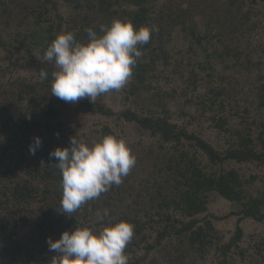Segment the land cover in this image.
Listing matches in <instances>:
<instances>
[{
    "label": "trees",
    "instance_id": "16d2710c",
    "mask_svg": "<svg viewBox=\"0 0 264 264\" xmlns=\"http://www.w3.org/2000/svg\"><path fill=\"white\" fill-rule=\"evenodd\" d=\"M21 1L0 0V50L7 55L0 62V264H55L48 238L55 241L66 230L99 229L119 221L134 225L125 249L128 264H195L210 254L214 264H264V234H251L253 243L241 245L245 220L264 223V116L249 120L245 107L246 117L239 110L231 113L242 118L232 126L225 112L230 92L214 77L216 64L235 72L245 69L246 78L256 68V95L250 102L258 101L257 109L264 106V9L256 6L264 0H64L68 15L60 11L58 0H31L34 7L22 17L25 33L5 36L2 23ZM198 12L203 14L202 27L195 19ZM116 19L130 20L136 29L158 27L147 44L138 46L142 55L122 89L125 100L142 107L115 111L97 100L69 103L51 95V74L57 69L44 56L54 39L72 32L77 41L87 42L85 29L102 35L100 26ZM175 30L184 34L178 41L188 43L172 51L169 41ZM198 68L208 71L206 84ZM42 69L48 73L45 80L39 76ZM179 79L183 86L178 91L171 82L179 85ZM179 96H187L185 103L195 109L173 110L170 105ZM83 113L127 121L151 143L138 146L136 163L120 185L69 217L58 211L62 176L49 153L70 146L73 136L87 143L79 130ZM172 113L190 116L188 123L211 121L217 133L228 135L227 146L172 120ZM109 134L121 139L104 123L90 145ZM37 136L42 145L32 155L29 145ZM242 164L259 169L248 174ZM215 198H223L232 209L210 211ZM104 209L109 214L98 221L95 213ZM230 216H237L235 229L224 239L216 221Z\"/></svg>",
    "mask_w": 264,
    "mask_h": 264
},
{
    "label": "clouds",
    "instance_id": "9594fccd",
    "mask_svg": "<svg viewBox=\"0 0 264 264\" xmlns=\"http://www.w3.org/2000/svg\"><path fill=\"white\" fill-rule=\"evenodd\" d=\"M87 42L76 40L74 33L59 34L47 48L44 59L54 61L58 70L52 72L51 95L62 101L77 103L87 98L95 103L98 97L121 90L132 77L133 67L142 52L138 46L147 44L156 25L134 28L130 20H113L100 26L102 35L85 29ZM40 79L48 78L41 70ZM39 136L29 145L35 155L41 147ZM55 158L62 176V199L59 212L71 217L86 202L98 198L112 185H120L136 158L125 140L106 135L89 145L76 136L70 146L57 147L49 153ZM108 210H97L98 221ZM134 235V225L126 221L96 227H76L64 231L60 238H48L49 251L57 257L55 264H128L125 249Z\"/></svg>",
    "mask_w": 264,
    "mask_h": 264
},
{
    "label": "rangeland",
    "instance_id": "374dc122",
    "mask_svg": "<svg viewBox=\"0 0 264 264\" xmlns=\"http://www.w3.org/2000/svg\"><path fill=\"white\" fill-rule=\"evenodd\" d=\"M29 1L31 0H24L21 2H17L13 4V11L12 15L10 17L5 18L4 22L2 23V27L4 29V35L8 34H16L17 31L21 30L23 34L26 31V22L22 20V17L26 10H29L30 8L34 7L32 5H29ZM36 4L40 2V0H33ZM212 1V0H208ZM218 1L220 4L221 2L225 0H215ZM35 4V6H36ZM59 9L60 11L68 15L70 9L67 7L66 2L64 0H58ZM260 9H264V5L262 6V3L260 5H256ZM202 12H198L195 14V19L200 21L202 17ZM262 21L264 22V16H260ZM201 24V27L203 26V21L199 22ZM184 34L181 33L179 30H175L172 33V37L169 41V47H171L172 51H176L180 49L182 46L185 47L187 45V41H182L180 38V42L178 41L179 37H182ZM168 40V36H166ZM251 39L254 41L257 39L255 35L251 36ZM262 39H264V34L262 35ZM41 56H38V58ZM7 55L3 53L0 50V62H6ZM217 69L215 72V82L220 84V86H225L228 88L230 92V96H227L226 101H230V104L226 107V113H229L231 118V125H237L240 124L242 121L241 116L239 115H232L234 111L239 110L242 114V116H247L245 112L243 111L245 107H248L250 109V114L248 115V119L250 120L254 115L257 116H264V106L260 107V109H257L256 106L258 105V101L255 100V103L252 104L250 101H252V98L256 95V84L257 82L254 81V76L256 75V68L253 69V75L252 77L246 78L247 70H239L236 72L233 69H226L224 68V64H216ZM162 67V65L160 66ZM172 66H169L168 72ZM57 69V67H56ZM58 70V69H57ZM201 75L203 84H206V81L208 80V71L197 69ZM23 74V72L21 73ZM26 74V73H25ZM255 74V75H254ZM172 74L170 73V76ZM252 79V81H251ZM158 82V81H156ZM155 82V84H156ZM160 82L165 84V79L162 77ZM175 84V85H174ZM177 85L174 81L171 82L172 86H177L178 91L181 89L182 81L179 79ZM184 84V83H183ZM203 84L200 87V90L204 92ZM168 83V86H171ZM181 85V87H180ZM123 89V88H122ZM122 89L119 91H111L109 93H105L102 96L97 98V101L106 104L109 107H112L115 111H120L122 109H125L129 106H131L133 109L141 108L142 105L137 102V104H133L131 101H127L124 98V94L122 93ZM247 97L249 100H247ZM187 96H179L175 101L171 103V107L174 109H179L182 106H185L186 109L189 111H193L195 109L194 104H186ZM254 100V99H253ZM186 104V105H185ZM231 105V106H230ZM172 120L178 121L180 123H187L190 129H194L196 132H199L204 134V136L208 139H211L213 143L220 142V145L222 147H226L224 138L226 135L224 133H217L218 129L214 128L211 124V121L206 120L205 118L202 120H194L191 123H188L190 120V116L182 117L178 115L177 113H172ZM208 115V114H207ZM244 119V118H243ZM80 132L81 137L85 138L87 144L90 145V140L92 141L94 139V135L96 134V130L100 129L101 125L104 123H109L111 126H113L121 135V139L125 140L128 147L131 149V153L135 155L136 150L138 149V146L143 147L146 145H149L151 143V139L147 138V136L141 137L140 132L137 131L135 125L128 123L124 120H119L117 117H107L105 115L101 114H89V113H83V116L80 118ZM228 136V135H227ZM140 142V143H139ZM149 159V163H150ZM236 166H239L238 164ZM241 168L246 173L251 172H257L258 167H255L254 165H241ZM232 205L224 200L223 198H215L210 203V211L216 212L219 214H223L225 212L230 211L232 208ZM237 221V216H230L229 218L225 220H218L216 221L217 227L219 231L224 235V239H228L231 236L232 231L235 229ZM244 230H245V237L244 240L241 242V245L245 246L247 245V242L253 243V240L251 241V234L255 233H262L264 234V223H259L256 221H253L251 219L245 220L242 223ZM155 255V254H153ZM160 253H157L156 257H160ZM250 256L247 257V260H249ZM214 255L210 254L205 259H200L197 261H194L195 264H214ZM163 262V261H161ZM238 262V261H237ZM164 264V263H163ZM238 264H247L246 262H238Z\"/></svg>",
    "mask_w": 264,
    "mask_h": 264
}]
</instances>
